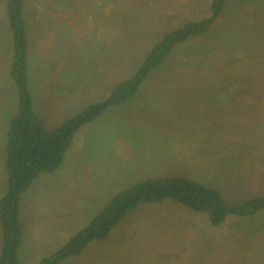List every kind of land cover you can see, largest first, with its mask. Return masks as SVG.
Listing matches in <instances>:
<instances>
[{
    "label": "rangeland",
    "instance_id": "rangeland-1",
    "mask_svg": "<svg viewBox=\"0 0 264 264\" xmlns=\"http://www.w3.org/2000/svg\"><path fill=\"white\" fill-rule=\"evenodd\" d=\"M5 1L0 199L6 194V132L18 110ZM211 1L25 0L29 43L36 33H55L53 51L67 50L59 75L73 93L61 99L51 90L57 74L40 80V43L29 58L35 108L47 129L109 98L167 33L208 17ZM225 11L208 36L177 46L132 99L81 128L57 171L40 176L23 195L19 264L56 253L114 195L146 180L197 181L231 207L264 197V0H230ZM113 231L61 264H264V211L232 214L214 226L205 212L150 203ZM2 242L0 224V255Z\"/></svg>",
    "mask_w": 264,
    "mask_h": 264
},
{
    "label": "trees",
    "instance_id": "trees-1",
    "mask_svg": "<svg viewBox=\"0 0 264 264\" xmlns=\"http://www.w3.org/2000/svg\"><path fill=\"white\" fill-rule=\"evenodd\" d=\"M230 0H212L210 15L167 33L152 49L138 71L121 82L105 101L92 105L49 130L36 113L28 77L29 37L24 18L25 0H6L5 9L12 32L14 54L10 76L17 88L18 110L6 132V194L0 199L2 251L0 264H19L24 237L20 204L23 195L42 175L53 174L63 164L76 133L96 121L108 108L132 99L149 78L180 44L203 38L226 14ZM208 36V35H207ZM176 202L193 212H205L214 226L224 224L232 214L251 216L264 211V197L231 207L217 190L178 176L146 180L114 195L110 203L76 236L56 253L38 264H61L79 257L94 241L106 240L131 212L143 204Z\"/></svg>",
    "mask_w": 264,
    "mask_h": 264
},
{
    "label": "crops",
    "instance_id": "crops-1",
    "mask_svg": "<svg viewBox=\"0 0 264 264\" xmlns=\"http://www.w3.org/2000/svg\"><path fill=\"white\" fill-rule=\"evenodd\" d=\"M1 12H2V15L7 16L6 9H5V2H3V4H2ZM62 16L64 18H66V13H63ZM54 34L55 33H52V34L49 33L47 36H43L41 33H36V35H32L31 43H29V58H31V56L34 55L33 46L36 43L37 44L40 43V45L38 44L39 49H41L40 54L42 56V59L40 62V65H41L40 66V69H41L40 80L43 78L46 79L47 77L53 78V75L57 74V76H55L54 79H56V77H58V80H56V83L51 88V90H52V93L55 97H58L59 99H61L64 97L72 96L73 90L70 86L67 85V83H64L63 80H61V77L59 75L63 69V66H61L62 59L66 56L67 50H64V52L63 51H55V50L53 51L52 47H53L54 42H56L54 40L56 37ZM179 54H182V51H180ZM29 67H30V65H29ZM29 73H30V70H28V77H29L30 88H31V79H30ZM33 91H34L33 88H31V92H32V96H33L34 109H35L36 113L39 115V112H37V110L35 108V102L38 100V97L33 94ZM46 92H47V90H46ZM45 100H47V97H45ZM20 211H21V204H20Z\"/></svg>",
    "mask_w": 264,
    "mask_h": 264
}]
</instances>
